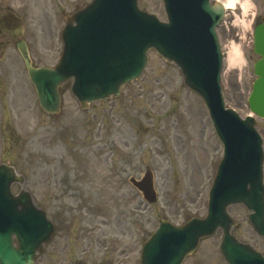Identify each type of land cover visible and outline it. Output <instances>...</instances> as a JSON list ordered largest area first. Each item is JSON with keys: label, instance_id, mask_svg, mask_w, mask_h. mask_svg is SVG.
I'll use <instances>...</instances> for the list:
<instances>
[{"label": "rangeland", "instance_id": "rangeland-1", "mask_svg": "<svg viewBox=\"0 0 264 264\" xmlns=\"http://www.w3.org/2000/svg\"><path fill=\"white\" fill-rule=\"evenodd\" d=\"M90 1L0 0V164L24 177L12 192L26 189L55 227L35 264H139L141 245L160 220L180 225L205 214L221 158L202 100L184 86L174 65L151 50L143 72L118 97L81 109L68 81L59 88V113L40 109L15 44L27 43L35 66L52 67L62 51V12L72 14ZM250 1L244 25L231 24L229 13L216 30L224 55L239 44L244 56L241 69L228 70L224 59L221 81L226 106L241 117L248 113L249 57L256 59L253 16L264 15V0ZM138 5L166 19L161 0ZM263 128L258 120L257 129ZM145 169L154 175V204L128 182ZM228 212L236 222L232 234L251 244L256 237L248 211L232 205ZM221 238L218 230L183 264H226Z\"/></svg>", "mask_w": 264, "mask_h": 264}, {"label": "water", "instance_id": "water-1", "mask_svg": "<svg viewBox=\"0 0 264 264\" xmlns=\"http://www.w3.org/2000/svg\"><path fill=\"white\" fill-rule=\"evenodd\" d=\"M137 1L92 0L70 16L63 14V49L54 68H34L26 44H16L38 104L48 114L58 113V87L71 79V94L82 109L91 102L118 96L122 86L141 72L149 48L173 62L185 84L202 97L222 142L223 158L210 191L207 216L180 228L160 222L143 244L141 264H180L199 239L212 235L217 227L223 230L220 249L229 264H264L258 253L229 234L233 221L226 208L242 203L254 211L248 217L254 230L264 235V199L262 152L254 119L242 121L233 111L225 110L221 97V55L214 27L223 10L219 5L209 6L208 0H163L168 23H162L139 10ZM255 41L263 60L256 70L259 79L249 104L254 114L264 118V26L257 29ZM14 182L21 184L23 179L11 167L0 165V264H33L35 252L50 240L54 228L44 212L34 207L28 192L11 194ZM131 182L146 200H155L149 171L140 182Z\"/></svg>", "mask_w": 264, "mask_h": 264}, {"label": "clouds", "instance_id": "clouds-1", "mask_svg": "<svg viewBox=\"0 0 264 264\" xmlns=\"http://www.w3.org/2000/svg\"><path fill=\"white\" fill-rule=\"evenodd\" d=\"M223 7L225 9V15H228L229 12L232 16V24L235 26L237 24L244 25V16H245V2L244 0H222ZM237 6L239 11H237Z\"/></svg>", "mask_w": 264, "mask_h": 264}, {"label": "bare ground", "instance_id": "bare-ground-1", "mask_svg": "<svg viewBox=\"0 0 264 264\" xmlns=\"http://www.w3.org/2000/svg\"><path fill=\"white\" fill-rule=\"evenodd\" d=\"M245 5L246 7H248V3H245ZM227 61H228L229 70L240 68L241 55L236 46H233L231 48V51L228 54Z\"/></svg>", "mask_w": 264, "mask_h": 264}, {"label": "flooded vegetation", "instance_id": "flooded-vegetation-1", "mask_svg": "<svg viewBox=\"0 0 264 264\" xmlns=\"http://www.w3.org/2000/svg\"><path fill=\"white\" fill-rule=\"evenodd\" d=\"M258 59H259V57H257L255 60H251L250 61V70H249V73H248V84L250 86V89L252 88V84H253V81H254V79L252 77L253 65L257 62ZM249 60H250V57H249Z\"/></svg>", "mask_w": 264, "mask_h": 264}]
</instances>
